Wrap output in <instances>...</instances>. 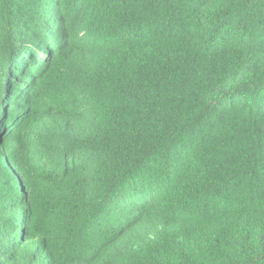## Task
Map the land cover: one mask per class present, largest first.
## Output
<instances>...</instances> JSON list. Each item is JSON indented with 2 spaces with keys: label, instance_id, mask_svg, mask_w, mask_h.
Returning a JSON list of instances; mask_svg holds the SVG:
<instances>
[{
  "label": "trees",
  "instance_id": "16d2710c",
  "mask_svg": "<svg viewBox=\"0 0 264 264\" xmlns=\"http://www.w3.org/2000/svg\"><path fill=\"white\" fill-rule=\"evenodd\" d=\"M0 264H264V0H0Z\"/></svg>",
  "mask_w": 264,
  "mask_h": 264
}]
</instances>
